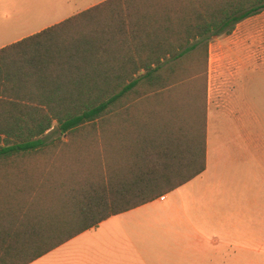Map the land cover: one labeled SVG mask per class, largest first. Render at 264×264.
<instances>
[{
    "label": "trees",
    "instance_id": "16d2710c",
    "mask_svg": "<svg viewBox=\"0 0 264 264\" xmlns=\"http://www.w3.org/2000/svg\"><path fill=\"white\" fill-rule=\"evenodd\" d=\"M263 9L104 0L0 48V264L201 173L209 38Z\"/></svg>",
    "mask_w": 264,
    "mask_h": 264
},
{
    "label": "crops",
    "instance_id": "0c3cea01",
    "mask_svg": "<svg viewBox=\"0 0 264 264\" xmlns=\"http://www.w3.org/2000/svg\"><path fill=\"white\" fill-rule=\"evenodd\" d=\"M102 1L104 0L93 1L91 2L93 4L83 9L79 8L73 14ZM70 15L61 16L54 22L51 20L37 26H29L25 33L15 35L6 42L3 40L5 32L0 27V48L58 23ZM263 17L264 9L236 23L233 30L250 24L253 29L254 25L260 24ZM210 40L211 36L209 42ZM215 40L223 43L230 41L219 37ZM234 51L240 54L242 66L222 101L221 98L210 96L207 76L205 167L201 173L170 192L177 191L196 177L208 173L210 144L216 135L218 122L220 123L224 117L227 120H239L242 117L234 105L236 80L242 72L254 70L256 64L253 51L250 55L242 45H238ZM214 154L213 159L216 156ZM227 159L231 170L234 169L236 172L228 173L225 182L209 185L203 198L198 200L173 197L169 205L170 212L157 213L155 217L149 218L146 224H141L139 231L133 232L130 241H125V248L117 251L110 263L107 258L111 259V256L104 252L98 264H264V152L254 149L234 151L229 153ZM170 192L128 211L166 200Z\"/></svg>",
    "mask_w": 264,
    "mask_h": 264
},
{
    "label": "rangeland",
    "instance_id": "374dc122",
    "mask_svg": "<svg viewBox=\"0 0 264 264\" xmlns=\"http://www.w3.org/2000/svg\"><path fill=\"white\" fill-rule=\"evenodd\" d=\"M93 1L97 2V0H0V27L5 32L3 40L6 42L15 35L25 33L29 26H37L51 20L54 22L61 16L73 14L79 8L83 9L93 4L91 3ZM254 26L253 29L251 24L240 27L232 30L230 34L212 35V40L208 43L207 76L211 97L221 98L222 101L232 87L237 71L242 66L240 54L234 51L238 45L245 47L250 55L251 51L254 52L256 64L254 70L242 72L237 77L234 105L242 117L239 120H227L224 117L220 123L218 122L216 129L218 133L216 131L210 144L208 173L196 177L177 191L170 192L166 200L116 215L30 264H98L104 252L111 256V259L107 258L110 263L113 255L125 248V241L133 238V232L139 231L141 224H146L149 218L155 217L157 213L170 212L169 205L173 197L178 196L184 200L201 199L209 185H219L226 181L228 173H235L236 170L229 167L227 159L229 153L250 149L264 152V17L260 24ZM216 37L227 38L230 41L215 42ZM213 153L216 154L214 159ZM262 163L263 159L261 165Z\"/></svg>",
    "mask_w": 264,
    "mask_h": 264
}]
</instances>
